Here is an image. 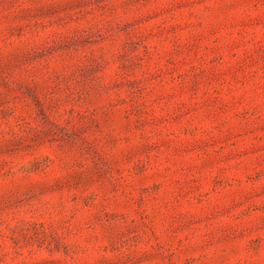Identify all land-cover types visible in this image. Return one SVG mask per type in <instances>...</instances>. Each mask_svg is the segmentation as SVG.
<instances>
[{
  "label": "rangeland",
  "instance_id": "374dc122",
  "mask_svg": "<svg viewBox=\"0 0 264 264\" xmlns=\"http://www.w3.org/2000/svg\"><path fill=\"white\" fill-rule=\"evenodd\" d=\"M0 264H264V0H0Z\"/></svg>",
  "mask_w": 264,
  "mask_h": 264
}]
</instances>
